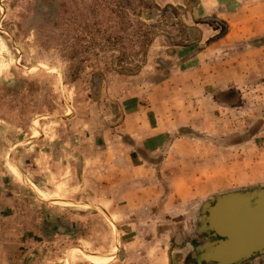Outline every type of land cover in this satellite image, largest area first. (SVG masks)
Returning a JSON list of instances; mask_svg holds the SVG:
<instances>
[{
	"label": "rangeland",
	"instance_id": "rangeland-1",
	"mask_svg": "<svg viewBox=\"0 0 264 264\" xmlns=\"http://www.w3.org/2000/svg\"><path fill=\"white\" fill-rule=\"evenodd\" d=\"M261 186L264 0H0V264H190Z\"/></svg>",
	"mask_w": 264,
	"mask_h": 264
},
{
	"label": "water",
	"instance_id": "water-1",
	"mask_svg": "<svg viewBox=\"0 0 264 264\" xmlns=\"http://www.w3.org/2000/svg\"><path fill=\"white\" fill-rule=\"evenodd\" d=\"M196 264H251L264 258V186L221 194L202 204ZM198 231V232H199Z\"/></svg>",
	"mask_w": 264,
	"mask_h": 264
},
{
	"label": "crops",
	"instance_id": "crops-1",
	"mask_svg": "<svg viewBox=\"0 0 264 264\" xmlns=\"http://www.w3.org/2000/svg\"><path fill=\"white\" fill-rule=\"evenodd\" d=\"M228 193H224V194H228ZM180 198H183V197H180ZM209 200H211V199H209ZM183 201L189 202L188 199H185V198H183ZM205 202H207V201H205ZM202 204L197 209V211L199 213H198V216L196 217L195 225H194L193 229L189 232L188 238L185 240V242L182 243V247L184 246V247H189L190 248V253H189L190 256H191L192 252L194 251V245H196V244L199 245V244L204 243L205 238H206L205 233H202V231H199V227L201 226L200 218L203 215V211H202V207H201ZM182 247H181V249H182ZM179 249H180V247H179ZM185 249H187V248H185ZM119 251H120V245H119V243H116V244H114V248H113V251L111 253V254H113V257L111 259L106 260V261L102 260V259L105 258V256H109L111 254H102V253H100V255L90 254L88 256H98V257H100L102 262H96L94 260H93L94 263L91 262V261L90 262L89 261H85V262L91 263V264H110L112 262V260L114 259L115 254L119 253ZM82 252L93 253V252H90V251H82ZM191 259H192L193 262L190 263V264H196L195 257L191 256Z\"/></svg>",
	"mask_w": 264,
	"mask_h": 264
}]
</instances>
